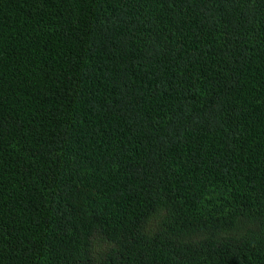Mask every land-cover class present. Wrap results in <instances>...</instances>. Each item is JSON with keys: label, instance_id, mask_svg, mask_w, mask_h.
Listing matches in <instances>:
<instances>
[{"label": "trees", "instance_id": "16d2710c", "mask_svg": "<svg viewBox=\"0 0 264 264\" xmlns=\"http://www.w3.org/2000/svg\"><path fill=\"white\" fill-rule=\"evenodd\" d=\"M0 264H264V0H0Z\"/></svg>", "mask_w": 264, "mask_h": 264}]
</instances>
